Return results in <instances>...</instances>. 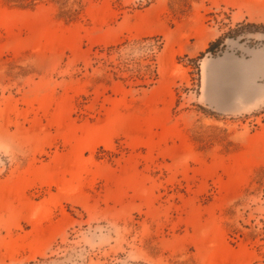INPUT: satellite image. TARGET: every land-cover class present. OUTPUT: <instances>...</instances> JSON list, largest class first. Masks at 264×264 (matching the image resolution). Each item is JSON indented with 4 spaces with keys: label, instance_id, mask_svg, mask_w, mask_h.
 Listing matches in <instances>:
<instances>
[{
    "label": "rangeland",
    "instance_id": "374dc122",
    "mask_svg": "<svg viewBox=\"0 0 264 264\" xmlns=\"http://www.w3.org/2000/svg\"><path fill=\"white\" fill-rule=\"evenodd\" d=\"M0 264H264V0H0Z\"/></svg>",
    "mask_w": 264,
    "mask_h": 264
},
{
    "label": "trees",
    "instance_id": "16d2710c",
    "mask_svg": "<svg viewBox=\"0 0 264 264\" xmlns=\"http://www.w3.org/2000/svg\"><path fill=\"white\" fill-rule=\"evenodd\" d=\"M221 41L218 40L216 42H214L213 44L210 45V47L207 50V53H215L216 49L221 45Z\"/></svg>",
    "mask_w": 264,
    "mask_h": 264
}]
</instances>
